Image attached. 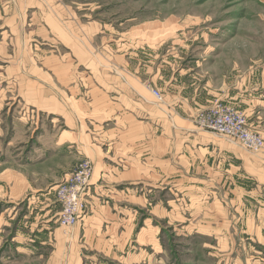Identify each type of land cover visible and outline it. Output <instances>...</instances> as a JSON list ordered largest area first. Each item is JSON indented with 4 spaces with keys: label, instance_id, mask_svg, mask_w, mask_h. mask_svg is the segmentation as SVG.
<instances>
[{
    "label": "rangeland",
    "instance_id": "obj_1",
    "mask_svg": "<svg viewBox=\"0 0 264 264\" xmlns=\"http://www.w3.org/2000/svg\"><path fill=\"white\" fill-rule=\"evenodd\" d=\"M61 39H79L88 53L108 39L155 40L160 56L176 59L175 72L244 95L242 108L229 104L264 138V0H0V264H83L76 224L87 196L75 225L65 228L58 222L56 189L84 158L70 156L54 189L50 181L48 145L80 131L72 102L80 100L75 88L84 67L75 43ZM59 63L67 74L61 85L54 70ZM25 76L66 90L63 114L29 101L22 93L29 88ZM242 149L245 165L230 159L228 172L222 179L214 174L208 187L184 182L174 195L166 189L168 216L151 206L133 207L138 230H146L145 244L136 242L135 231L132 260L91 257L90 264H264V177L251 164H264V145L257 152ZM60 155L53 163L67 161ZM52 206L58 214H51ZM45 226L53 233L45 236Z\"/></svg>",
    "mask_w": 264,
    "mask_h": 264
},
{
    "label": "crops",
    "instance_id": "obj_2",
    "mask_svg": "<svg viewBox=\"0 0 264 264\" xmlns=\"http://www.w3.org/2000/svg\"><path fill=\"white\" fill-rule=\"evenodd\" d=\"M62 36L65 37L63 32ZM68 40L75 43L74 50L84 67L80 88H75L80 100L72 102L80 131L71 137L64 134L54 138L48 145L54 167L52 180L47 176L45 180L50 179L54 189L70 168V156L92 161L87 208L76 224L80 261L90 264L95 260L91 257H101L126 262L140 220L134 206H151L152 212L157 209L158 216H168L164 208L166 189L174 195L184 182L206 188L214 174H220L222 179L228 172L230 159L245 165L246 151L242 147L201 129L194 120L198 111L215 100L242 108L244 95L243 99L238 94L234 96L195 73L183 69L175 72L172 67L176 59L160 56L161 43L155 40L108 39V43H101V49L95 46L93 53H88L86 44L81 45L79 39L61 42ZM62 68V63L54 67L55 73H60V85L67 77ZM34 70L33 67L31 72ZM23 79L29 88L22 93L29 101L62 114L69 106L63 103L66 90L40 84L36 77ZM75 116L72 115V124ZM67 118L70 120L68 114ZM66 136L70 138L63 139ZM59 154L67 161L53 163ZM257 162L253 159L251 164L264 177V164ZM226 178L227 175L225 181ZM51 209V214H58V209ZM143 229L146 230L142 226L135 238L140 244H145ZM50 232L53 233L47 226L42 231L45 236Z\"/></svg>",
    "mask_w": 264,
    "mask_h": 264
},
{
    "label": "built area",
    "instance_id": "obj_3",
    "mask_svg": "<svg viewBox=\"0 0 264 264\" xmlns=\"http://www.w3.org/2000/svg\"><path fill=\"white\" fill-rule=\"evenodd\" d=\"M195 122L201 129L252 152L259 151L264 145L262 134L250 126L244 112L227 102L215 100L209 107L196 113ZM93 170L92 161L84 158L58 184L56 197L60 204V226L69 228L77 222L79 212L84 209Z\"/></svg>",
    "mask_w": 264,
    "mask_h": 264
}]
</instances>
